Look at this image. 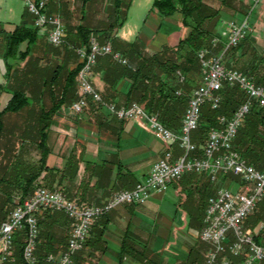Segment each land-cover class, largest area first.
I'll use <instances>...</instances> for the list:
<instances>
[{"label":"trees","instance_id":"1","mask_svg":"<svg viewBox=\"0 0 264 264\" xmlns=\"http://www.w3.org/2000/svg\"><path fill=\"white\" fill-rule=\"evenodd\" d=\"M234 1L222 0L219 5H215L211 0H152L151 10H155L162 19L174 14L180 15L185 34L175 45L165 44L157 51H148L138 39L121 42L115 37L116 31L126 20L132 0H108L106 13L114 17L112 22L100 30V35L94 33L95 31L86 25H92V23H88L83 14L81 21L75 25L63 20L66 34L59 47L48 49L47 42L42 44L46 51L52 52L51 55L55 56L53 64H41L40 58L27 55L31 45L39 38L35 29L15 27L7 39L6 55L14 56L17 53L20 58H27V61L25 68L22 69L15 70L6 66L5 87L9 90L10 97L0 109V129L10 125L9 117H14L16 121L25 118L23 121L26 125L22 133L31 138L32 147L34 146L39 152V158L35 163H27L24 160L25 178L18 201L20 202L33 192V185L39 183L37 179L49 169L46 166V157L49 153L46 144L47 132L52 117L58 110L61 107L70 106L78 97L76 75L80 64L76 50L86 48L91 36H95L100 43L109 42L113 51L119 52L127 61L123 65L111 56L97 58L92 72L97 71L101 75L104 89L101 92L97 91L103 102L113 103L117 108L137 103L147 114L156 115L166 129L176 132L180 128L191 89L199 83L200 64L196 54L206 47L209 48L211 55L223 52L225 40L214 34L209 26L215 18H219L224 8L233 12L238 11V8L233 6ZM216 37L220 40L219 44L212 48L210 43ZM248 38L249 34L237 45L224 50L222 61L227 68L243 72L256 85L264 88V56L259 54L256 46ZM24 42H26V47L22 52L19 46ZM26 74L29 75L28 82L24 80ZM180 76L183 77V81L180 80ZM15 80L19 82L15 83ZM120 81L126 83L124 90L117 89ZM2 88L4 87L1 85L0 90ZM219 95L221 102L217 109H211L209 105L201 109L199 125L194 135V141L200 146L204 144L211 129L219 128L218 119L230 117L245 100V94L238 86L224 84ZM88 106H91L98 118L100 117L99 125L104 123L105 118L97 114L104 108L91 102ZM233 148L247 164L257 170L264 169V107L256 103L252 105L233 140ZM200 153L201 150L198 149L196 155ZM187 175L204 174L189 173L184 176ZM206 176L209 185H204L199 196V205L203 207H206L207 198L214 193L212 183L208 175ZM41 178L43 179V176ZM205 198L207 200H204ZM54 214L46 212L38 222L40 227V243L36 249L38 264L47 263L46 254L55 255L59 249L62 251L66 249L70 221L65 217L66 234L57 236L51 229ZM247 220L244 223L245 229L253 233V239L257 244L264 246V231H259L257 228L260 221L264 220V205L251 225ZM200 225L202 227V223ZM101 237L102 232L95 233L93 239L90 237L87 239L85 246L96 254H87L86 257L98 260V255L105 252V243ZM23 238V231L15 234L13 257L16 264H23L21 257ZM80 252L73 256V264H84L81 262H84V259L78 258ZM125 254L139 264H159L147 258L145 247L135 244L129 234H125L120 242L117 254L118 264H122V257ZM262 263L264 264V260ZM48 264L57 263L48 262ZM191 264H195V261H191Z\"/></svg>","mask_w":264,"mask_h":264},{"label":"crops","instance_id":"2","mask_svg":"<svg viewBox=\"0 0 264 264\" xmlns=\"http://www.w3.org/2000/svg\"><path fill=\"white\" fill-rule=\"evenodd\" d=\"M107 1L46 0L49 12L59 14L63 24L66 21L72 25L78 24L83 14L90 24L96 23L99 17L107 19L108 23L112 22L114 16L106 13ZM211 1L219 5L222 0ZM249 4L250 0H235L233 6L238 11L224 8L209 28L223 38L226 36V23L241 21L248 13ZM180 21L179 14L162 19L155 10L150 9L143 20V28L131 41L138 39L148 51H157L165 44L175 45L185 34ZM249 26L248 39L264 56V0H259L249 13ZM15 27L32 28V17L26 13L22 0H0V86L5 84L7 65L17 70L25 68L27 61V58L22 59L17 53L14 56L6 55L7 39ZM173 39L174 43L171 42ZM44 42H47L46 39L39 37L27 55L40 58L41 64H53L55 56L42 47ZM25 47L26 42L19 49L23 52ZM28 76H25L26 82ZM100 76L97 71L91 75V82L99 92L104 89ZM18 82L15 80V83ZM125 84L120 81L117 89L124 90ZM97 114L105 118L104 123L99 125L100 117L91 106L78 115L72 114L69 106L58 110L52 117L46 136L49 148L46 166L49 169L42 174L45 187L58 188L71 200L94 205L106 201L115 192L133 188L146 177L152 164L168 148L167 144L154 137L142 120L120 121L105 108ZM204 185H209L205 174L187 175L171 184L165 193L151 196L144 204L115 208L96 221L89 235L93 239L95 233L102 232L105 252L97 254L98 260L91 259L86 257L87 254L96 253L87 247L78 258L84 259V262L81 261L84 264H118L120 242L125 234H129L135 244L145 247L147 258L156 263L191 264L194 260L195 264H204L209 246L197 240L201 225L193 221ZM53 218V232L57 236L66 234L65 216L55 213ZM61 251L59 249L54 256L58 257ZM14 259L12 255L6 262L0 260V264H16ZM122 264L139 263L125 254Z\"/></svg>","mask_w":264,"mask_h":264},{"label":"built area","instance_id":"3","mask_svg":"<svg viewBox=\"0 0 264 264\" xmlns=\"http://www.w3.org/2000/svg\"><path fill=\"white\" fill-rule=\"evenodd\" d=\"M32 17V28L54 47L62 44L66 29L56 14H48L45 0H22ZM259 0H251V10ZM227 35L224 50L237 45L250 32L249 19L245 16L239 22L226 24ZM219 43L213 38L211 47ZM223 50V52H224ZM222 53L211 55L209 48L197 53L200 64L199 83L191 90L178 131L166 129L156 115L147 114L137 103L117 108L113 103L104 104L100 93L91 82L92 70L97 58L111 56L126 64L109 43L100 44L90 39L86 48L76 50L80 67L76 75L77 99L70 110L81 114L89 105L104 104L105 109L120 121L142 120L158 140L168 145L161 158L149 168L146 177L131 189L115 192L101 205H85L68 199L61 191L37 187L31 195L14 205L6 219L0 224V260L11 257L15 234L24 231L22 245L23 264H38L36 256L39 236L38 219L46 212H61L71 222V230L65 251L58 256V264H73V256L81 251L88 239L94 221L121 205H141L154 194H163L175 181L185 174H207L211 183L218 177L231 175L240 179L233 192L218 187L205 207L198 240L208 244L205 264H261L264 260V246L257 244L253 233L245 229L244 223L253 213L256 205L264 199V169L259 171L240 156L233 148V140L252 105L264 107V88L256 85L241 71L227 68ZM238 86L245 94V100L233 114L218 119L219 128L211 129L204 144L197 148L191 140V133L199 125L201 108L208 103L217 109L222 86ZM178 94V93H177ZM176 145L178 155L173 147ZM200 149V155H196ZM264 231V222L258 226ZM48 261L55 258L49 255Z\"/></svg>","mask_w":264,"mask_h":264},{"label":"rangeland","instance_id":"4","mask_svg":"<svg viewBox=\"0 0 264 264\" xmlns=\"http://www.w3.org/2000/svg\"><path fill=\"white\" fill-rule=\"evenodd\" d=\"M45 3H46V11H47V13L48 14H56V15H58L60 17V19H61V22H62L61 16L59 14H57V13L49 12L48 9H47L46 0H45ZM151 3H152V0H134L132 2V5H131L130 10H129V13L127 15L126 22H125L123 28L115 36L117 41L118 40L121 41V42L131 41L134 38V36L143 28V20L148 15V12L151 9ZM251 11L252 10H251V0H250L248 13L245 14V16H248V19H249V13ZM26 13L28 14V16H30V14L27 12V10H26ZM107 21H108L107 19H104L103 17H99V18L96 19V23H92V25H89V24H86V25H88L91 30H94L95 31L94 33H96L97 35H100V33H101L100 30H103L105 28V26L108 24ZM233 22H235V21H233ZM84 23H86V22H84ZM145 26H147V25L145 24ZM225 29H226V31H225L226 33L225 32L224 33L227 35V26L226 25H225ZM96 31H98V32H96ZM37 35L39 36L38 32H37ZM39 37H42V36H39ZM219 38H221V37H219ZM90 39H95L97 42L100 43V41L95 36H91ZM223 39L225 40L226 36H223ZM171 42L174 43L175 42L174 39ZM106 43H109V42H106ZM100 44H104V43H100ZM171 45H174V44H171ZM110 46H111V44H110ZM51 47H54V46L49 44L47 48L49 49ZM111 48H112V46H111ZM206 48H208V47H206ZM212 48H214V47H212ZM115 53H119V52H115ZM121 57H122V55H121ZM125 61H126V59H125ZM126 63H127V61H126ZM180 80L183 81V77L182 76H180ZM2 86L4 88H2L0 90V93H2L1 96H0V109L5 105L4 102H6V100H8L9 97H10V92L5 87L6 85L3 84ZM102 102H103V100H102ZM103 103L107 104L105 102H103ZM104 104H102L100 106L105 108ZM94 105H96V104H94ZM205 105H208V103H205L203 106H205ZM203 106H202V108H203ZM69 108H70V106H69ZM72 114H74V113L72 112ZM76 115H78V114H76ZM9 118L10 119H8V122L10 123V125H7L6 127L4 126L3 129H0V222H1V220L4 217L5 218L3 219V221L6 219L8 214L13 209L14 205L19 202L18 200H20V197H21V186H22V184H24L23 181H24V178H25V170L23 168V163H25L24 160H26L27 163L28 162L29 163H32V162L35 163L36 160L39 158L38 150H36L35 147L34 146L32 147V145H31V143H32L31 138L27 137L26 135H24L22 133L23 128H25V125H26V122L23 121V120H25V118H21V120L19 119L20 121H16L14 117H9ZM195 133H196L195 131H193L191 133V140L197 146V148H199L201 146L196 141H194ZM155 142H158V140L155 141ZM176 149H177V147L175 145L173 147V150L178 155V150H176ZM160 158H161V156H160ZM262 170H259V171H262ZM205 175H207V174H205ZM41 177H42V175L40 176L39 179H37V182H39V183L38 184L35 183L33 185L34 189H36L37 187L47 188V187L44 186L43 179ZM217 179H218L217 182L212 183V185H213L212 189H213V192H214L213 195L215 194V191H216V189L218 187H224L225 189L233 192V190L236 188L237 184L240 181V179H238L237 177H233L231 175L218 177ZM34 189H33V191H34ZM48 189H50V188H48ZM54 189L55 190H59V191H61L64 194V192L62 190H60L58 188H54ZM52 190H53V188H52ZM30 195H27L24 199L28 198ZM213 195H211V196H213ZM211 196H209L207 199H209ZM207 199L205 198L204 200H207ZM23 200H21L20 202H22ZM76 202H78L80 204H85V205H94V204H89V203H86V202H80V201H77V200H76ZM104 202H102V203H104ZM101 204H97V205H101ZM263 205H264L263 200L256 205L253 213L248 217L247 222L249 223V225H251L252 221L256 219L257 215H259ZM121 206H123V205H121ZM204 212H205V206L203 207L200 204L199 207L196 209L195 216L193 218V221H195L198 226L203 221ZM48 213H51V212H48ZM52 213L63 214L61 212H52ZM44 214L39 217L38 222H39L40 219L43 218ZM97 220H98V218H97ZM97 220H95L94 223ZM262 222H264V220L260 221V223H262ZM69 223H70V229L68 230L69 233L67 232V234H70V230H71V222H69ZM94 223L92 224V227H93ZM260 223L258 224V226L260 225ZM38 226H39V223H38ZM92 227L90 229L89 235L91 233ZM200 230H201V228H200ZM23 233H24V238H25V232L23 231ZM39 236H40V227H39ZM39 236H38L37 245H39V243H40ZM24 238H23V242H24ZM88 238H89V236H88ZM197 240H198V238H197ZM198 241L201 244H206L204 242H201L200 240H198ZM85 247H87V246H84V248L81 251L86 250ZM64 251L65 250L61 251L60 254H62ZM13 252H14V245H13ZM13 252H12V255H13ZM78 252H80V251H78ZM12 255H11V257H12ZM49 255H52L55 258V260L54 261H48L47 258H48ZM21 257H22V249H21ZM10 258H8V260ZM57 258L58 257L54 256L53 254H46L45 260H46V262H49V263H57V260H56ZM8 260H6V261H8ZM6 261H1V262H6ZM22 261H23V259H22ZM261 264H263V263H261Z\"/></svg>","mask_w":264,"mask_h":264}]
</instances>
